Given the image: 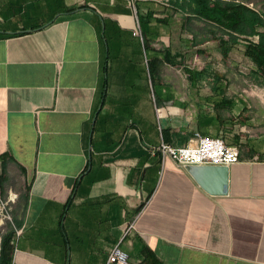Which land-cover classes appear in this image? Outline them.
Listing matches in <instances>:
<instances>
[{"label":"crops","instance_id":"crops-1","mask_svg":"<svg viewBox=\"0 0 264 264\" xmlns=\"http://www.w3.org/2000/svg\"><path fill=\"white\" fill-rule=\"evenodd\" d=\"M161 1L0 0L12 264H108L117 245L129 264H264V94L219 72L204 21ZM195 132L239 148L225 196L155 150Z\"/></svg>","mask_w":264,"mask_h":264},{"label":"trees","instance_id":"trees-1","mask_svg":"<svg viewBox=\"0 0 264 264\" xmlns=\"http://www.w3.org/2000/svg\"><path fill=\"white\" fill-rule=\"evenodd\" d=\"M182 11L190 13L204 21L209 33L218 40L219 53L226 59L233 49L240 45L234 35L257 37L258 41L242 43L243 56L248 59L253 68L249 78L257 86L264 88V12L249 7L244 2L233 0H169ZM219 33V37L216 35ZM223 35L229 36L226 40ZM206 77L205 71H194L191 77ZM221 74H219V78ZM15 231L11 225L0 230L1 248L0 264H12L13 239ZM144 264H156V258L151 252L145 253ZM153 262V263H152Z\"/></svg>","mask_w":264,"mask_h":264},{"label":"built area","instance_id":"built-area-1","mask_svg":"<svg viewBox=\"0 0 264 264\" xmlns=\"http://www.w3.org/2000/svg\"><path fill=\"white\" fill-rule=\"evenodd\" d=\"M163 2L168 6L170 1L164 0ZM236 37L241 43L253 41L251 37L241 35ZM253 38H255V42L258 41L257 37ZM159 112H161L160 109ZM155 150L161 154L163 160L171 159L178 166L184 168L191 166L229 167L240 162V152L237 146L228 145L221 138L207 137L199 132H195L194 136L182 146H174L162 140ZM16 198V195L10 194L7 200H3L0 196V224L3 223V218L10 220L7 210L9 204L14 203ZM128 260V254L117 245L109 254L108 264H129Z\"/></svg>","mask_w":264,"mask_h":264},{"label":"rangeland","instance_id":"rangeland-1","mask_svg":"<svg viewBox=\"0 0 264 264\" xmlns=\"http://www.w3.org/2000/svg\"><path fill=\"white\" fill-rule=\"evenodd\" d=\"M160 2L159 0H156ZM237 2H244L249 7L254 8L258 11L264 12V0H233ZM162 2V1H161ZM235 34V33H234ZM235 36H238L235 34ZM247 40V39H245ZM250 40V39H248ZM251 40L255 41V38H252ZM243 45L240 43V45H237L233 52L230 54V56L226 59H224L220 54L218 57V54L215 52L211 53L209 55V59L212 60V62H219V72L229 76V77H237L238 79L247 82H251L250 89L247 87L249 91H251L253 94H264V88L259 87L255 85L249 78L250 71L253 68L252 63L246 59L243 56ZM205 56H198L196 58L192 59V62H197V64L204 62L205 60H208V58H204ZM209 60V61H210ZM181 73V74H180ZM180 73H177V75L184 76L183 71L181 70ZM257 106L259 104L256 102ZM264 108V105H262Z\"/></svg>","mask_w":264,"mask_h":264},{"label":"water","instance_id":"water-1","mask_svg":"<svg viewBox=\"0 0 264 264\" xmlns=\"http://www.w3.org/2000/svg\"><path fill=\"white\" fill-rule=\"evenodd\" d=\"M188 169L197 184L208 194L213 196L228 194V166H191Z\"/></svg>","mask_w":264,"mask_h":264}]
</instances>
